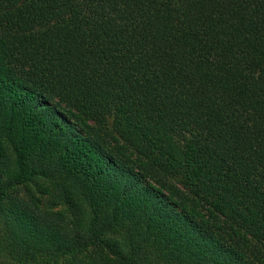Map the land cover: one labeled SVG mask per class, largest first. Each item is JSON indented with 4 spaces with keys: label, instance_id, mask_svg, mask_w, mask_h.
I'll return each mask as SVG.
<instances>
[{
    "label": "trees",
    "instance_id": "obj_1",
    "mask_svg": "<svg viewBox=\"0 0 264 264\" xmlns=\"http://www.w3.org/2000/svg\"><path fill=\"white\" fill-rule=\"evenodd\" d=\"M91 250L264 264V0H0V260Z\"/></svg>",
    "mask_w": 264,
    "mask_h": 264
},
{
    "label": "rangeland",
    "instance_id": "obj_2",
    "mask_svg": "<svg viewBox=\"0 0 264 264\" xmlns=\"http://www.w3.org/2000/svg\"><path fill=\"white\" fill-rule=\"evenodd\" d=\"M39 183H41V185L43 184V190L41 189L40 193H36L37 197L40 199L44 198V194L48 195L50 193V191L53 192L55 185H56L55 181H52V180L51 181H42L41 180V181H39ZM57 183H59V182H57ZM60 208L61 207H57L56 209H60ZM116 236H117V234H116ZM114 238L116 239V237H113V236L110 237L111 240H114ZM117 239H119V238L117 237ZM88 254L90 256L88 255L89 258L86 259L87 261H84L85 264H91L92 261H90V260L97 258V254L94 250H91ZM0 264H11V263L9 261L2 259V260H0Z\"/></svg>",
    "mask_w": 264,
    "mask_h": 264
}]
</instances>
